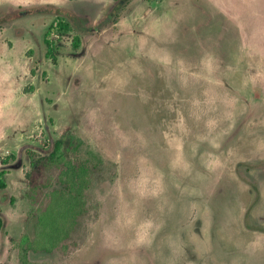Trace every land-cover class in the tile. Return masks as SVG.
Listing matches in <instances>:
<instances>
[{
  "label": "rangeland",
  "instance_id": "374dc122",
  "mask_svg": "<svg viewBox=\"0 0 264 264\" xmlns=\"http://www.w3.org/2000/svg\"><path fill=\"white\" fill-rule=\"evenodd\" d=\"M73 134L87 212L39 264H264V0H0V264Z\"/></svg>",
  "mask_w": 264,
  "mask_h": 264
},
{
  "label": "trees",
  "instance_id": "16d2710c",
  "mask_svg": "<svg viewBox=\"0 0 264 264\" xmlns=\"http://www.w3.org/2000/svg\"><path fill=\"white\" fill-rule=\"evenodd\" d=\"M73 134L58 138L52 150L37 158L29 180L31 188L45 185L47 171L59 169L58 186L48 192V202L36 211L35 234L31 238L23 234L19 242V264H39L29 259L28 251H51L56 244L74 228L79 217L87 212L86 194L92 180L88 159L73 162L67 156V148L74 144ZM5 183L0 179V187ZM2 218L0 217V228Z\"/></svg>",
  "mask_w": 264,
  "mask_h": 264
}]
</instances>
